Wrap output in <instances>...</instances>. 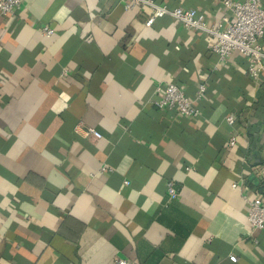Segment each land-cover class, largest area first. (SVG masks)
<instances>
[{"label": "crops", "instance_id": "1", "mask_svg": "<svg viewBox=\"0 0 264 264\" xmlns=\"http://www.w3.org/2000/svg\"><path fill=\"white\" fill-rule=\"evenodd\" d=\"M151 12L23 0L0 15V264H264L244 200L264 199V72L170 17L147 27ZM169 82L193 99L205 84L198 117L155 104Z\"/></svg>", "mask_w": 264, "mask_h": 264}, {"label": "built area", "instance_id": "2", "mask_svg": "<svg viewBox=\"0 0 264 264\" xmlns=\"http://www.w3.org/2000/svg\"><path fill=\"white\" fill-rule=\"evenodd\" d=\"M23 0H0V15L11 16L20 8ZM126 9L149 7L152 12L145 25L151 27L159 18L170 17L179 21L184 27L201 31L212 39L210 48L221 60H226L234 52L243 54L248 59V71L255 80H259L264 72V5L262 0H222L224 15L216 21L212 14L200 13L193 8L170 7L156 0H123ZM44 35L54 34L49 26L42 28ZM160 98L155 104L160 108L176 110L182 117L196 118L201 114L196 100L205 93L204 83L199 85L196 99L189 97L176 83L169 82L158 85ZM237 117L229 115L227 121L235 123ZM86 136L101 138V134L93 129L85 131ZM235 138L230 145L234 146ZM103 170L105 168H102ZM236 187V185H235ZM168 192L172 198L178 197V191L172 182L168 183ZM248 206V221L254 229H264V199L244 196ZM238 257L231 255L230 260L236 262ZM115 264H130L128 260L117 258Z\"/></svg>", "mask_w": 264, "mask_h": 264}]
</instances>
